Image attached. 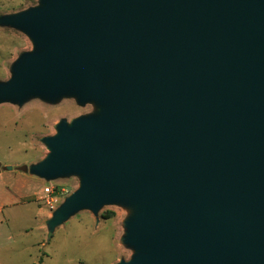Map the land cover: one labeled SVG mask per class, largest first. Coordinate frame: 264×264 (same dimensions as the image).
Here are the masks:
<instances>
[{"label":"water","instance_id":"1","mask_svg":"<svg viewBox=\"0 0 264 264\" xmlns=\"http://www.w3.org/2000/svg\"><path fill=\"white\" fill-rule=\"evenodd\" d=\"M46 2L9 20L46 48L0 100L71 87L103 99V79L122 80L115 112L62 123L33 167L84 176L52 229L141 197L127 238L148 253L120 264H264V0Z\"/></svg>","mask_w":264,"mask_h":264},{"label":"rangeland","instance_id":"2","mask_svg":"<svg viewBox=\"0 0 264 264\" xmlns=\"http://www.w3.org/2000/svg\"><path fill=\"white\" fill-rule=\"evenodd\" d=\"M46 6V0H0V85L13 79L19 63L46 48L10 18ZM102 85L108 92L103 99L82 100L71 87L55 95L40 90L21 100H0V264H120L148 253L127 237L130 223L150 202L125 197L104 203L97 212L83 207L52 229L49 220L65 198L51 209L44 188L62 184L72 194L84 176L74 171L46 178L33 170L51 152L47 140L59 136L62 123L73 129L79 120L116 111L122 80L105 78Z\"/></svg>","mask_w":264,"mask_h":264},{"label":"built area","instance_id":"3","mask_svg":"<svg viewBox=\"0 0 264 264\" xmlns=\"http://www.w3.org/2000/svg\"><path fill=\"white\" fill-rule=\"evenodd\" d=\"M44 194L47 204L53 209L55 203L69 196L70 190L64 185L46 186Z\"/></svg>","mask_w":264,"mask_h":264},{"label":"trees","instance_id":"4","mask_svg":"<svg viewBox=\"0 0 264 264\" xmlns=\"http://www.w3.org/2000/svg\"><path fill=\"white\" fill-rule=\"evenodd\" d=\"M58 185H62V184H58ZM111 217V215H107V216H105V218H110Z\"/></svg>","mask_w":264,"mask_h":264},{"label":"crops","instance_id":"5","mask_svg":"<svg viewBox=\"0 0 264 264\" xmlns=\"http://www.w3.org/2000/svg\"><path fill=\"white\" fill-rule=\"evenodd\" d=\"M0 209H2V208H0ZM2 210H3V209H2ZM1 212L3 213V211L0 210V213H1Z\"/></svg>","mask_w":264,"mask_h":264}]
</instances>
